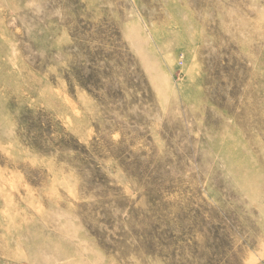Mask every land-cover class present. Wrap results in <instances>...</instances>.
Segmentation results:
<instances>
[{"label":"rangeland","instance_id":"obj_1","mask_svg":"<svg viewBox=\"0 0 264 264\" xmlns=\"http://www.w3.org/2000/svg\"><path fill=\"white\" fill-rule=\"evenodd\" d=\"M0 264H264V0H0Z\"/></svg>","mask_w":264,"mask_h":264}]
</instances>
